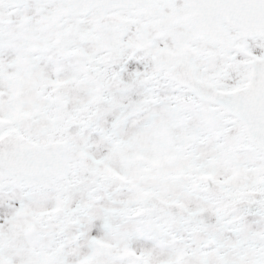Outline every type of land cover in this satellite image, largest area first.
<instances>
[{"label":"snow or ice","instance_id":"1","mask_svg":"<svg viewBox=\"0 0 264 264\" xmlns=\"http://www.w3.org/2000/svg\"><path fill=\"white\" fill-rule=\"evenodd\" d=\"M0 264H264V0H0Z\"/></svg>","mask_w":264,"mask_h":264}]
</instances>
